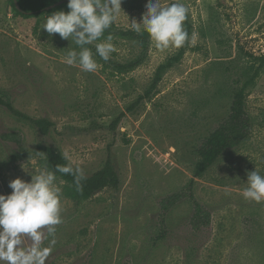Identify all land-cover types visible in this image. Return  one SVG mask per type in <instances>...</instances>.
Listing matches in <instances>:
<instances>
[{
  "label": "rangeland",
  "instance_id": "1",
  "mask_svg": "<svg viewBox=\"0 0 264 264\" xmlns=\"http://www.w3.org/2000/svg\"><path fill=\"white\" fill-rule=\"evenodd\" d=\"M148 2L123 0L114 25L134 30L131 22L142 21ZM159 2L187 7L189 46L151 97L128 112L179 48L161 51L150 38L143 63L118 74L110 62L132 61L141 48L115 38L104 61L95 50L102 41H96L90 45L97 70L85 72L65 62L79 46L43 29L51 14L25 19L0 0V90L17 111L54 123L50 137L40 138L0 106V166L17 148L2 136L14 132L29 151L37 142L59 148L84 175L99 170L110 154L120 178L117 189L85 202L61 195L62 223L45 264H264V201L242 195L248 173L264 175V70L245 99L248 138L202 178L193 177L197 148L229 113L233 81L264 55V0ZM40 170L31 159L0 172V195L11 194L12 180L30 182ZM172 196L181 198L165 211L162 203ZM190 196L208 213V225L192 226Z\"/></svg>",
  "mask_w": 264,
  "mask_h": 264
},
{
  "label": "clouds",
  "instance_id": "2",
  "mask_svg": "<svg viewBox=\"0 0 264 264\" xmlns=\"http://www.w3.org/2000/svg\"><path fill=\"white\" fill-rule=\"evenodd\" d=\"M123 0H68L69 11H56L46 16L43 29L50 35L59 34L72 40L80 50L65 56L68 65L78 64L85 72H95L98 64L86 45L101 39L122 11ZM188 9L183 3L162 6L159 0H149L142 21L131 22L134 30L146 31L161 51L169 47L181 48L189 39L184 28ZM109 35L96 43V55L107 61L114 50ZM64 159H68L64 154ZM22 170L28 171L25 165ZM73 175L77 188L84 179L80 168L56 165L55 171L41 169L26 182L16 178L9 183L11 194L0 195V264H45L55 244L56 226L62 223L61 194L56 173ZM30 174V173H29ZM243 197L254 202L264 201V175L256 169L248 173ZM48 241V246H45Z\"/></svg>",
  "mask_w": 264,
  "mask_h": 264
},
{
  "label": "trees",
  "instance_id": "3",
  "mask_svg": "<svg viewBox=\"0 0 264 264\" xmlns=\"http://www.w3.org/2000/svg\"><path fill=\"white\" fill-rule=\"evenodd\" d=\"M59 1L64 2L59 6L47 10L48 7ZM9 2L15 14L25 19L52 14L53 12L61 10H64L65 13L69 11L67 7L68 0H16L17 7L13 0H9ZM184 27L188 33L189 39L174 55L166 58V60L157 67L149 88L127 108L128 112H131L141 101L148 100L156 90L163 75L182 60L181 58H183L188 49L192 31L188 17L184 21ZM109 35L112 37V40L118 38L131 41L138 44L141 48L140 55L132 61L124 64L110 62L111 67L115 72L118 74L128 73L143 63L148 49V41L150 39V36L146 31L142 30L137 32L135 30H121L113 23L97 42L106 40ZM86 47L91 51L93 50L91 45H86ZM257 60L256 63L248 64L241 69L236 80L233 81L231 103L227 117L218 127L204 138L197 148V161L193 170L194 178H202L226 151L237 148L248 138L250 123L245 110V99L248 89L255 84L256 80L264 70V55ZM0 106L6 108L15 120L24 123L35 130L40 138L46 139L50 137L54 125L53 122L47 118H33L17 111L12 106L8 95L2 90H0ZM124 116L125 113L119 114L111 124L108 125L109 129L114 131ZM2 139L14 142L17 148L2 163L0 166V172L9 169L12 165L20 161L31 159H37L41 169L47 168L55 171L56 165H67L69 163L73 168H76L68 159L63 158L64 154L59 148L52 144H48L47 142H37L35 148L32 151H29L23 146L22 138L14 132L2 136ZM56 176L57 181L62 184L61 195L74 203L88 201L93 198L94 195L105 189L115 190L120 184L116 164L110 154H108L106 161L99 170L90 175H84L85 178L80 181L79 188H77L73 175H66L57 172ZM177 198L180 199L181 197L172 196L164 201L162 203L163 209L165 211L168 210L177 201ZM190 198H192L194 205L192 226L198 228L200 225H208L210 222L208 213H206L201 206L193 200L192 196H190Z\"/></svg>",
  "mask_w": 264,
  "mask_h": 264
},
{
  "label": "water",
  "instance_id": "4",
  "mask_svg": "<svg viewBox=\"0 0 264 264\" xmlns=\"http://www.w3.org/2000/svg\"><path fill=\"white\" fill-rule=\"evenodd\" d=\"M13 2H14V4H15L16 7H17L16 0H13ZM63 2H64V1H59L58 3H56V4H54V5L50 6V7H48L47 10L52 9V8H54V7H56V6H59V5H61Z\"/></svg>",
  "mask_w": 264,
  "mask_h": 264
}]
</instances>
